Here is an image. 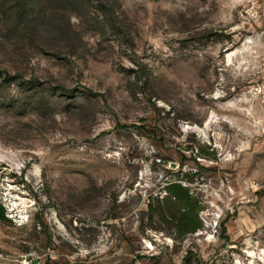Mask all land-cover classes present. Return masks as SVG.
I'll use <instances>...</instances> for the list:
<instances>
[{
	"label": "rangeland",
	"instance_id": "rangeland-1",
	"mask_svg": "<svg viewBox=\"0 0 264 264\" xmlns=\"http://www.w3.org/2000/svg\"><path fill=\"white\" fill-rule=\"evenodd\" d=\"M0 204V264H264V1L0 0Z\"/></svg>",
	"mask_w": 264,
	"mask_h": 264
},
{
	"label": "trees",
	"instance_id": "trees-1",
	"mask_svg": "<svg viewBox=\"0 0 264 264\" xmlns=\"http://www.w3.org/2000/svg\"><path fill=\"white\" fill-rule=\"evenodd\" d=\"M168 189L169 194L164 197L165 205L177 219L180 232L187 234L200 229L203 224L196 212L199 200L193 195L190 187L174 182L168 185ZM0 218H5V209L1 204Z\"/></svg>",
	"mask_w": 264,
	"mask_h": 264
},
{
	"label": "bare ground",
	"instance_id": "bare-ground-1",
	"mask_svg": "<svg viewBox=\"0 0 264 264\" xmlns=\"http://www.w3.org/2000/svg\"><path fill=\"white\" fill-rule=\"evenodd\" d=\"M250 43V42H249ZM252 43V42H251ZM237 51V50H236ZM236 51H232V52H230L229 53V57L232 55V54H234V53H236ZM232 104V102H230L229 103V105H231ZM234 105L236 104L235 102L233 103ZM24 219H25V217H24ZM154 246V245H153ZM253 253H255V252H253Z\"/></svg>",
	"mask_w": 264,
	"mask_h": 264
},
{
	"label": "built area",
	"instance_id": "built-area-1",
	"mask_svg": "<svg viewBox=\"0 0 264 264\" xmlns=\"http://www.w3.org/2000/svg\"><path fill=\"white\" fill-rule=\"evenodd\" d=\"M262 1H264V0H262Z\"/></svg>",
	"mask_w": 264,
	"mask_h": 264
}]
</instances>
